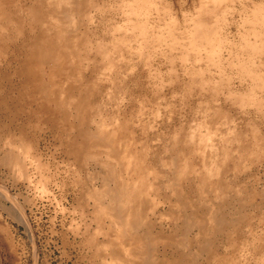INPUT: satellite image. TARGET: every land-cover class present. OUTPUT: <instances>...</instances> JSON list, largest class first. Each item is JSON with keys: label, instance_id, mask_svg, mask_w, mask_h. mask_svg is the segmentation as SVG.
<instances>
[{"label": "rangeland", "instance_id": "1", "mask_svg": "<svg viewBox=\"0 0 264 264\" xmlns=\"http://www.w3.org/2000/svg\"><path fill=\"white\" fill-rule=\"evenodd\" d=\"M7 1L11 17L13 12H21L26 5L36 2ZM85 1L91 2L93 12L94 5L98 9L95 23L82 28L89 43H94L97 37L109 39L115 24L120 28L125 24L128 36L136 23L142 25L132 42L136 47L143 40L142 51L133 61L132 73L125 74L127 88L114 92L111 98L108 92L114 89L96 94L93 98L96 106L132 120L134 111H129L134 106L138 109L148 102L155 103L162 93L160 101H169L173 90V119L168 125L166 116L158 121L160 133L172 132L180 126V87L184 78L190 85L189 108L195 132L198 115L205 111L212 121L210 130L216 131L214 141H218L232 123L237 137L247 135L254 140V152L243 151L237 157H230L225 165L229 173L224 172L227 177L221 175L220 181L221 192L225 190L230 195L228 198L214 197L212 186L207 185L205 224L211 226L214 221L229 220L228 213L234 207L236 216L241 217L237 230L232 236L225 231L219 246V240L213 243L210 227H205V232L199 234L203 250H198V254L201 255L193 254L189 264H264V0L217 2L204 15V31L197 29L191 33L188 30L193 26L194 11L198 10L200 0H152L141 17L133 13L132 0ZM108 1L112 5H108ZM197 24L195 20L194 26ZM33 27V32L28 30L16 42L0 41V144L12 151L15 142V146L29 155L28 159L24 155L25 163L20 164L17 171V175L25 173V178H17L10 166L0 163V264H104L100 261L103 251L90 247L96 223L90 222L91 209L87 212L84 207L87 191L84 168L79 163L78 166L70 165L75 157L69 159V150L74 146L73 141L79 140L80 130L75 127L76 131L59 134L50 118L37 121L41 114L37 112V104L30 100L29 93L33 89L27 87L24 76V41L40 36L37 26ZM9 38L14 39L10 35ZM156 40L161 41L159 46L153 45ZM86 63L84 60L83 64ZM84 74L85 79L90 75L89 72ZM159 78L163 80L160 86ZM202 81L205 90L200 87ZM79 90L77 84H73V91L78 94ZM123 94L128 98L126 112L124 101L119 98ZM69 120L72 121L70 117L67 122ZM17 139H26L30 150L23 149ZM17 147L13 148L16 152ZM233 164H238L237 169ZM240 188L244 190L243 196L237 199L234 191ZM195 199L192 193L193 217L200 216ZM212 204L220 205L219 216L210 213ZM15 207L20 208L30 225L33 239L28 226L19 220ZM248 223L251 225L247 230ZM175 235L158 234L165 242H172ZM250 236L256 243L253 254L244 258L242 248L249 245ZM229 241L239 250L228 248ZM192 242L195 245V241ZM158 253L177 258L171 252L159 250Z\"/></svg>", "mask_w": 264, "mask_h": 264}, {"label": "bare ground", "instance_id": "2", "mask_svg": "<svg viewBox=\"0 0 264 264\" xmlns=\"http://www.w3.org/2000/svg\"><path fill=\"white\" fill-rule=\"evenodd\" d=\"M222 1L200 0L188 33L197 29L203 32L206 11ZM7 2L0 0L2 43L16 42L28 30L33 32V25L39 31L40 36L24 41V76L27 77V87L33 89L29 93L30 100L37 104V112L41 114L37 121L50 118L59 134H65L67 130L76 131L75 127L80 130L79 140H74V146L69 150V159L75 157L71 166L79 163L84 168V178L87 179L84 207L87 212L91 209L90 222L96 223L90 247L103 251L100 261L104 264H189L193 254L201 255L198 254V250H203L199 234L205 232V227H210L213 243L219 240V246L225 231L232 236L239 226L237 221L241 219L236 216L234 207L228 213L229 220L214 221L211 226L205 224L207 185L212 186L214 197L228 198L230 195L225 190L221 192V175L225 178L224 172L229 173V167L225 165L230 157H237L243 151L254 152V140L247 135L237 137L232 123L227 132L214 141L216 131L210 130L212 121L205 111L198 115L195 132L192 109L189 108L190 85L184 78L180 87V126L172 132L160 133L158 121L166 116L168 125V121L173 119V90L169 101H160L162 93L155 103L148 102L138 109L134 106L129 111H134L132 120L95 105L93 98L103 90L114 89L108 92V98H111L114 92L127 88L125 74L132 73L133 61L142 51L143 40L136 47L132 44L142 29L140 22L131 28L133 31L129 36L125 24L121 28L115 24L109 39L97 37L94 43H89L82 28L93 25L98 12L95 5L93 12L90 1L36 0L21 12H13L12 17L7 11ZM151 3L152 0H132L130 5L134 4L133 13L141 17ZM107 4L112 5L111 1ZM121 6L124 7V2ZM118 30L121 32L117 34ZM160 42L156 40L153 45L159 46ZM84 60L86 64H83ZM84 72L90 73L87 79ZM73 84L79 87L78 94L73 91ZM162 84L163 80L159 78L158 85ZM200 87L205 90L203 81ZM119 98L124 105L128 101L125 94ZM126 110L125 105L124 112ZM69 117L71 122H67ZM16 142L23 149L30 150L26 139H17ZM12 144V151L0 144V163L10 166L17 178H25V173L21 176L17 171L20 164L25 163L24 155L29 158L28 152L24 154L15 142ZM15 147L18 152L14 151ZM237 166L233 164V168L237 169ZM243 191L241 188L234 191L237 199H241ZM192 193L197 198L195 205L200 216L192 215ZM15 208L19 220L28 226L33 239V232L22 211ZM210 211L219 216L222 209L220 205L212 204ZM193 231H196L195 235ZM165 232L176 234V238L172 242L161 240L158 234ZM248 240L249 245L242 248L244 258L253 254L256 243L254 237L250 236ZM229 242L228 248L235 250L237 245ZM159 250L176 254V260L159 254ZM216 260L219 261L217 255ZM231 262L234 263L233 260Z\"/></svg>", "mask_w": 264, "mask_h": 264}]
</instances>
